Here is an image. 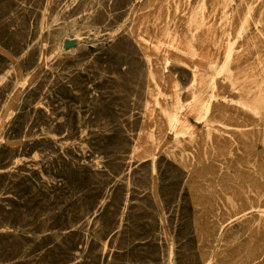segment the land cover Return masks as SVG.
<instances>
[{"label": "rangeland", "instance_id": "rangeland-1", "mask_svg": "<svg viewBox=\"0 0 264 264\" xmlns=\"http://www.w3.org/2000/svg\"><path fill=\"white\" fill-rule=\"evenodd\" d=\"M87 1L0 0V264H264V0Z\"/></svg>", "mask_w": 264, "mask_h": 264}, {"label": "bare ground", "instance_id": "bare-ground-1", "mask_svg": "<svg viewBox=\"0 0 264 264\" xmlns=\"http://www.w3.org/2000/svg\"><path fill=\"white\" fill-rule=\"evenodd\" d=\"M89 1V0H88ZM87 1V2H88ZM94 1V0H93ZM93 1H90V2H92L93 3ZM77 2V1H76ZM89 2V3H90ZM162 2V1H161ZM165 2H166V0H165ZM164 2V3H165ZM79 3V2H78ZM81 3V2H80ZM59 4V3H58ZM160 4V3H159ZM67 5V4H66ZM112 5V4H111ZM149 5V4H148ZM73 6V5H72ZM92 6V4H84V5H82V7L81 6H76V7H72L70 10H68V16L67 17H70V18H72V24H71V26L72 27H75V25H76V23H77V21H78V17L79 16H81L82 18H84V22H88V24H89V22H93L92 20H94L91 16H92V14L94 13L93 12V8L91 7ZM146 6V5H145ZM167 6V5H166ZM165 6V7H166ZM182 6V5H181ZM67 7H68V5H67ZM99 7V6H98ZM63 8H64V6H63ZM136 8V7H135ZM144 8V7H143ZM155 10L154 11H156V8H154ZM172 9V8H171ZM66 10V9H65ZM144 10V9H143ZM95 11H96V9H95ZM141 11V10H140ZM174 11V10H173ZM181 11V10H180ZM61 12V11H60ZM142 12V11H141ZM159 12V11H158ZM81 13H83V14H81ZM172 13H174V12H172ZM133 14V13H132ZM138 14H140V13H138ZM143 14V13H142ZM146 14V13H145ZM155 14H157V13H155ZM171 14V13H170ZM76 15H78V16H76ZM137 15V14H136ZM151 15V14H150ZM153 15V14H152ZM158 15V14H157ZM165 15V14H164ZM138 16V15H137ZM147 16V15H146ZM139 17V16H138ZM155 17V16H154ZM250 17V16H249ZM55 18V17H54ZM150 18V17H149ZM153 18V17H152ZM51 19V18H50ZM57 19V18H56ZM142 19V18H141ZM157 19H158V17H157ZM168 19V18H167ZM54 20V19H53ZM144 20H145V18H144ZM159 20V19H158ZM83 22V23H84ZM113 22V21H112ZM146 22V21H145ZM152 22V21H151ZM155 22H156V20H155ZM160 22V21H159ZM257 22V21H256ZM149 23V22H148ZM52 24V23H51ZM138 24V23H137ZM151 24V23H150ZM90 25H91V23H90ZM95 25H97V24H95ZM94 25V26H95ZM153 25V24H152ZM149 26V25H148ZM51 27V26H50ZM93 27V26H92ZM134 27V26H133ZM136 27V26H135ZM147 27V26H146ZM137 28H138V26H137ZM139 29V28H138ZM244 29V28H243ZM49 30V29H48ZM72 31V30H71ZM70 31V32H71ZM137 31V30H136ZM149 31H151L150 29H149ZM260 31V30H259ZM142 32V31H141ZM159 32V31H158ZM173 32V31H172ZM174 32H177L176 30L174 31ZM179 32V31H178ZM238 32H240L239 30H238ZM262 32H264V31H262ZM145 33V32H144ZM149 34H151L152 33V31H151V33L150 32H148ZM181 33V32H180ZM141 34V33H140ZM148 34V35H149ZM153 34V33H152ZM161 34V33H160ZM171 34V33H170ZM138 35V34H137ZM157 35V34H156ZM172 35H173V33H172ZM236 36V35H235ZM150 37V36H149ZM157 37V36H156ZM177 37V36H176ZM179 37H180V35H179ZM153 40V39H152ZM176 40V39H175ZM183 40V39H182ZM56 41V40H55ZM167 41V40H166ZM232 41V40H231ZM147 42H148V40H147ZM233 43V42H232ZM57 45V44H56ZM166 46V45H165ZM164 46H162V48H163ZM36 48V47H35ZM54 48V47H53ZM164 50H169L168 48H166V49H164ZM34 52V51H33ZM46 54V53H45ZM206 55V54H205ZM52 56V55H51ZM51 58V57H50ZM50 65V64H49ZM152 73V72H151ZM170 76V75H169ZM153 78V77H152ZM168 80V79H167ZM162 82V81H161ZM176 84V83H175ZM151 85V84H150ZM159 86V85H158ZM175 86V85H174ZM173 86V87H174ZM176 86H177V84H176ZM175 86V87H176ZM151 87V86H150ZM149 87V88H150ZM152 88V87H151ZM159 90V89H158ZM173 90V89H172ZM150 92V91H149ZM157 92V91H156ZM159 95H160V93H159ZM162 95V94H161ZM151 96V95H150ZM174 99H175V107H174V110H175V114L174 115H171L170 116V119L172 118L173 119V121H175V122H181V123H184V118H185V116H183V113L186 111V107L185 106H183V104H182V101H181V99H180V94H179V91H178V89L177 88H174V91L172 92V95H171ZM169 97V96H168ZM43 98V97H42ZM155 100V99H154ZM153 102V101H152ZM194 104V103H193ZM193 104H192V106H193ZM159 105V104H158ZM152 109H154V108H152ZM191 110V109H190ZM156 110H153L152 111V113H151V119L153 120V121H155L156 119ZM173 124V123H172ZM154 128V127H153ZM153 134L154 135H156L157 137L159 136L157 133H156V128H154V132H153ZM173 138V137H172ZM155 139V138H154ZM153 139V140H154ZM164 139V138H163ZM156 142V141H155ZM157 143H158V148L160 147V143H159V141H157ZM189 258V257H188Z\"/></svg>", "mask_w": 264, "mask_h": 264}]
</instances>
